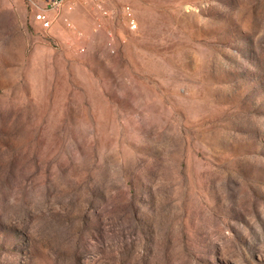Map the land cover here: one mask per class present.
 Masks as SVG:
<instances>
[{
    "label": "rangeland",
    "instance_id": "374dc122",
    "mask_svg": "<svg viewBox=\"0 0 264 264\" xmlns=\"http://www.w3.org/2000/svg\"><path fill=\"white\" fill-rule=\"evenodd\" d=\"M42 8L0 0V264H264V0Z\"/></svg>",
    "mask_w": 264,
    "mask_h": 264
},
{
    "label": "built area",
    "instance_id": "2783aa9c",
    "mask_svg": "<svg viewBox=\"0 0 264 264\" xmlns=\"http://www.w3.org/2000/svg\"><path fill=\"white\" fill-rule=\"evenodd\" d=\"M45 1V8L39 9L35 14H34V21L41 26L42 29L47 30L52 26L53 19L48 16L47 11L48 7L50 8H57L59 7V4L63 0H44ZM100 11L103 15L106 14V12L100 8ZM123 13L125 16L126 20V25L129 31L133 32L137 29V24L132 16V10L131 7L126 3L123 5ZM63 24L70 30L74 31V27L72 24L66 19H62ZM80 51H83V49H80Z\"/></svg>",
    "mask_w": 264,
    "mask_h": 264
}]
</instances>
